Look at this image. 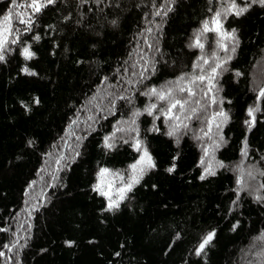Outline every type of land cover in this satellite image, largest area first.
I'll return each mask as SVG.
<instances>
[{
    "label": "trees",
    "instance_id": "1",
    "mask_svg": "<svg viewBox=\"0 0 264 264\" xmlns=\"http://www.w3.org/2000/svg\"><path fill=\"white\" fill-rule=\"evenodd\" d=\"M29 3L0 0L12 27L0 61V264H264V6L236 0L248 8L237 16L231 0ZM217 11L236 40L190 47ZM203 58L221 65L206 93L191 83ZM176 100L188 102L180 119H166ZM137 141L155 167L109 210L98 174L130 183Z\"/></svg>",
    "mask_w": 264,
    "mask_h": 264
},
{
    "label": "snow or ice",
    "instance_id": "2",
    "mask_svg": "<svg viewBox=\"0 0 264 264\" xmlns=\"http://www.w3.org/2000/svg\"><path fill=\"white\" fill-rule=\"evenodd\" d=\"M15 2V0H14ZM54 3V0H46V3H45V0H31V3H29L27 5V7H30L31 9H33V12H40L44 7H46L48 4H52ZM252 3H259L261 6H264V0H252ZM171 9H169L170 11ZM235 10L234 14L239 16V15H242L244 14L248 8L247 7H239L236 3V0H231V4H230V7L228 9L229 12ZM157 15H159L160 13L157 12L156 13ZM221 16V12L217 11L215 13V16L212 18L211 20V23L212 24H215L216 27L215 28H212L210 27V21L208 20H205L204 23H203V28H202V31H200L197 36H196V40H195V43H193L192 45H190V47H198L200 49H203L204 48V44L201 43V40H200V37L203 36L205 33H208V32H216L217 35L219 36V40H218V47H220L221 49H224L225 48V45L223 43V41L225 40H233L235 41L236 40V36H235V30H233L232 32H224L222 30V25L220 24V21H219V17ZM20 23H25V21L23 19L20 20ZM29 23H30V20H29ZM12 31V27H11V17L9 15H5L3 17V21H0V61H3L5 59L4 55H3V51L5 50V45L8 43V40H7V33L11 32ZM36 39H39V37H36ZM16 41L13 40L12 43H15ZM232 51H235V48L232 49ZM23 55H24V58L25 59H31L33 56H34V53L30 51L29 48H24L23 49ZM205 63H207V61H205ZM218 67H221V65L217 64L216 67H214L212 69V73L215 74L216 73V68ZM25 71H27V69H25ZM30 74H34V73H30ZM184 77H180V80H183ZM205 79L204 76H199V77H195L193 78V80L191 81V83H195L196 80H200V81H203ZM181 92H184L187 90L188 94L190 96L192 95H195V93L193 92V90L191 88H187L185 89L184 87H181L179 89ZM151 94L152 95H158L159 99L161 101L165 100L167 97L171 96L172 95V92L171 90H169L168 92H164V91H160L159 93L157 92V90L155 88L151 89ZM259 97H264V89H261L260 92H259ZM258 97V98H259ZM214 102V101H213ZM188 103L187 101H184V102H181L180 100H176L174 102H172L170 104V106L168 107L167 109V114H166V119H169V120H172V119H176V120H179L180 117L179 116H176V117H173L171 115L172 113V110L174 108H176L178 105L181 109L184 108L185 104ZM156 107L155 104L151 105L150 108H148L146 111L148 112L149 115H152V109H154ZM259 109L258 108H250L249 111H248V115L251 117L253 116L254 112L255 111H258ZM193 113H195V109H193ZM140 113H135V115H139ZM220 116H224L225 120L227 119V116H225V114L223 112H220L219 113ZM188 119H191V116L187 117ZM213 119H215V117H213ZM133 123H135V121H133ZM248 123H251V122H248ZM180 125L177 124L176 125V128H179ZM184 127H187V125H184ZM158 130V129H157ZM169 135H173L174 134V131H170L168 133ZM106 147L108 148H111L112 145L107 143V140H106V144H105ZM135 149L137 151H141L142 149V145H141V142L140 141H137L136 144L134 145ZM207 150H205V155L207 156ZM246 154V153H245ZM201 163H203V160L201 161ZM142 165V166H141ZM221 167H223V165L221 164L220 165ZM132 169H133V172H137V170L139 171V173H143L145 168H154L155 167V163L151 157V155L148 153L147 149L144 148L142 150V154H141V157L140 159L137 161L136 164H133L132 166ZM174 168H169L168 171L171 172L173 171ZM205 172L206 174L208 175H214L215 173L212 171L211 167L205 169ZM109 174V170L108 169H101L98 176L100 178V183H98L95 187H94V190L95 191H98L101 193V195H105L108 199H109V205H108V209L109 210H112L114 208H117L119 206V202L120 200H123L125 197H124V193L128 192L131 190V188L133 187V185L135 183H138V180H139V176H136L134 175L131 179V182L126 184L124 187L122 188H119L117 189V194L119 196V199L116 200V201H112V198H111V189H112V182H108V189L109 191L105 192L103 190V188L101 187V184L104 182V178L107 177ZM249 175H251V173H249ZM261 175H264V172L261 173ZM121 179H123V177H120ZM201 179H204L205 176L202 175L200 177ZM238 185H241L242 181L241 179L238 178V181H237ZM262 187H264V185H262ZM0 231H3V229H0ZM213 239V234H209L204 240L203 242L199 245V248L197 249V255L200 254L201 251H203V249L205 248V246ZM69 244V246H71V242H67ZM5 247H8V245H5ZM11 250V249H9ZM3 253L0 252V256H2Z\"/></svg>",
    "mask_w": 264,
    "mask_h": 264
},
{
    "label": "rangeland",
    "instance_id": "3",
    "mask_svg": "<svg viewBox=\"0 0 264 264\" xmlns=\"http://www.w3.org/2000/svg\"><path fill=\"white\" fill-rule=\"evenodd\" d=\"M212 20V19H211ZM211 20H210V27H212V28H215L216 27V25L215 24H212L211 23ZM219 21H220V24L222 25V23H221V20H220V18H219ZM222 30H223V26H222ZM224 31V30H223ZM225 32V31H224ZM206 35H212L213 36V38L217 41V45H218V40H219V36L217 35V33L216 32H208V33H205L204 34V36H206ZM227 41H229V40H225V41H223V43H224V45H225V43L227 42ZM195 43V42H194ZM204 44V43H203ZM205 45V44H204ZM220 48V47H219ZM198 49H200V48H198ZM221 49V48H220ZM225 49V48H224ZM224 49H221L222 51L224 50ZM203 61H204V70L201 72V73H199V74H197V75H194V76H192L191 77V80H193V78H195V77H199V76H204L205 77V79L203 80V81H200V80H196L195 81V83H197L198 84V86H195V88H197V89H199V90H203V93H206L207 91H209L210 89V87H211V81H212V79H213V76H214V74L212 73V65L210 64V61H209V59H207V58H203ZM205 61H207V63H205ZM191 87V86H190ZM186 92H187V90H186ZM188 93V92H187ZM179 106V105H178ZM167 109L168 108H166L165 110H164V112H163V116L166 118V114H167ZM174 113H175V108L172 110V113H171V115L172 116H174ZM141 154H142V151H141V153H140V157H141ZM142 166V165H141ZM146 169V168H145ZM249 173L250 172H247V178H249V177H251L252 178V176H254L252 173H251V175H249ZM129 174H130V178H132L134 175H139L140 173H139V171L137 170V172H133V169H131L130 170V172H129ZM120 177H122V176H120V175H118V174H108V176L107 177H105L104 178V182L101 184V187L103 188V190L105 191V192H107V191H109V189H108V182L110 181V182H112V189H111V193H110V195H111V198H112V201H116V200H118L119 199V196H118V194H117V189H119V188H122V187H124L125 185H126V183L128 182V179H126V178H124L123 177V179H121ZM125 194V193H124ZM108 201H109V199L105 196V195H103ZM110 202V201H109Z\"/></svg>",
    "mask_w": 264,
    "mask_h": 264
}]
</instances>
